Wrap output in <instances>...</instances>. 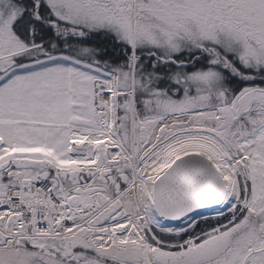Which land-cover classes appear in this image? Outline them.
I'll return each instance as SVG.
<instances>
[{"label":"snow or ice","instance_id":"6c2138e0","mask_svg":"<svg viewBox=\"0 0 264 264\" xmlns=\"http://www.w3.org/2000/svg\"><path fill=\"white\" fill-rule=\"evenodd\" d=\"M0 264H264V0H0Z\"/></svg>","mask_w":264,"mask_h":264}]
</instances>
